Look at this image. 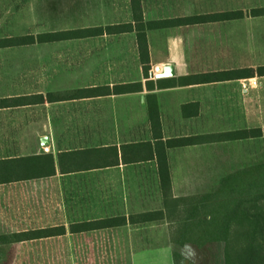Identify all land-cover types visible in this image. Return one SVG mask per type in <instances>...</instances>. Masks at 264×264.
Segmentation results:
<instances>
[{
  "label": "crops",
  "instance_id": "1",
  "mask_svg": "<svg viewBox=\"0 0 264 264\" xmlns=\"http://www.w3.org/2000/svg\"><path fill=\"white\" fill-rule=\"evenodd\" d=\"M141 6L145 22L244 15L151 24L154 76L147 79L135 29L65 33L134 24L131 0H0V102L12 100L0 105V264H175L172 223L186 205L222 179L264 170V75L189 79L264 66V0H141ZM39 35L48 38L27 42ZM235 40L247 41L244 54L256 64L236 66ZM167 64L174 75L156 77ZM74 72L85 73V83L59 78ZM116 84L135 88L46 97ZM40 94L43 102L35 99ZM22 97L29 100L20 103ZM257 129L262 133L250 136ZM178 138L193 140L170 142ZM60 226L64 233L25 236Z\"/></svg>",
  "mask_w": 264,
  "mask_h": 264
},
{
  "label": "trees",
  "instance_id": "2",
  "mask_svg": "<svg viewBox=\"0 0 264 264\" xmlns=\"http://www.w3.org/2000/svg\"><path fill=\"white\" fill-rule=\"evenodd\" d=\"M133 23L108 25L93 29H79L65 32L66 34L80 35L85 32H109L119 33L129 30H136L139 46L140 60L143 65V74L147 79L154 76L153 65L149 53V45L146 29L151 24L167 23L170 25L194 24L199 22L217 21L225 19H236L243 17V11H229L223 13H212L180 17L156 22H145L141 0H131ZM58 34H52L56 37ZM46 35H39L37 38L28 36L27 42L44 40ZM255 72L264 75V66L255 70L252 67L234 69L229 71H217L191 76L190 80L215 81L229 78L252 77ZM133 84H116L114 86H97L80 88L67 95H56L48 93L47 99L54 100L63 97H91L112 93H123L133 90ZM37 101H44L43 94L36 95ZM29 97L19 99L20 103L27 102ZM12 100H2V104H10ZM16 103V101H15ZM261 134V129L251 130L250 136ZM192 138L172 139L170 142L176 145L189 144ZM162 179H169L166 160L160 167ZM260 179H224L221 188L214 192L195 198L185 207L184 217L180 216L179 222L184 226V242L190 241L198 246L208 242H224L225 264H264V174ZM263 177V178H262ZM85 226V224H83ZM65 227L41 229L28 235L46 236L50 234H61Z\"/></svg>",
  "mask_w": 264,
  "mask_h": 264
},
{
  "label": "rangeland",
  "instance_id": "3",
  "mask_svg": "<svg viewBox=\"0 0 264 264\" xmlns=\"http://www.w3.org/2000/svg\"><path fill=\"white\" fill-rule=\"evenodd\" d=\"M33 30V25L27 24V33L33 32ZM234 43V63L236 64V66H248L253 63L256 64V62L253 61L255 57L247 56L244 54L243 44H247V41L235 40ZM249 58L251 60H249ZM60 75L59 78L63 76L66 82L70 83L72 81L74 85L85 83V73L82 72L60 73ZM257 143L258 142L255 143V146L258 145ZM260 146L261 144H259V147ZM250 170V175L255 176L252 177V179H260V174H264V170L260 171V173V169L257 168H253ZM223 180L224 179L219 181V185L215 189H212L211 193H214L221 188ZM179 220L178 222L172 223V235L176 242L174 250L175 264H186V261H188L189 264H225L224 242H208L203 246H198L197 244L190 241L184 242V226L183 224H181V222H179Z\"/></svg>",
  "mask_w": 264,
  "mask_h": 264
},
{
  "label": "water",
  "instance_id": "4",
  "mask_svg": "<svg viewBox=\"0 0 264 264\" xmlns=\"http://www.w3.org/2000/svg\"><path fill=\"white\" fill-rule=\"evenodd\" d=\"M175 70L174 66L172 64H167L163 66L162 71L156 73V77H163V76H172L174 75ZM47 140V137H44L43 141ZM186 264H189L188 261H186Z\"/></svg>",
  "mask_w": 264,
  "mask_h": 264
},
{
  "label": "built area",
  "instance_id": "5",
  "mask_svg": "<svg viewBox=\"0 0 264 264\" xmlns=\"http://www.w3.org/2000/svg\"><path fill=\"white\" fill-rule=\"evenodd\" d=\"M246 87V85H244Z\"/></svg>",
  "mask_w": 264,
  "mask_h": 264
}]
</instances>
